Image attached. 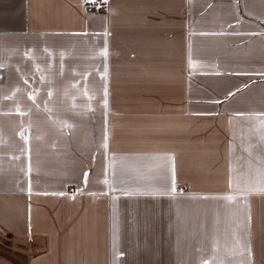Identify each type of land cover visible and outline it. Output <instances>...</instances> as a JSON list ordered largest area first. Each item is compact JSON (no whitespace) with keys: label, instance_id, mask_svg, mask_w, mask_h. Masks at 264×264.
I'll use <instances>...</instances> for the list:
<instances>
[{"label":"crops","instance_id":"1","mask_svg":"<svg viewBox=\"0 0 264 264\" xmlns=\"http://www.w3.org/2000/svg\"><path fill=\"white\" fill-rule=\"evenodd\" d=\"M84 2L0 0V264H264V0Z\"/></svg>","mask_w":264,"mask_h":264},{"label":"snow or ice","instance_id":"2","mask_svg":"<svg viewBox=\"0 0 264 264\" xmlns=\"http://www.w3.org/2000/svg\"><path fill=\"white\" fill-rule=\"evenodd\" d=\"M86 2H94V0H86ZM107 2V0H105V3ZM74 35H81V34H74ZM82 35H89V33H83ZM95 35H101L100 33H96ZM104 35L105 37H107L108 35H110V33L105 30V32L102 34ZM31 49L27 50L25 52V57L26 58H31L30 56V53H31ZM45 51H50L49 49H45ZM109 55V51H108V47H107V40L105 39L104 41V47H103V50H101L98 55H97V58L101 59L102 61H104V74L100 77V79L102 80H105V84H104V90H103V108L106 110L107 107H108V89H107V83H106V76H107V57ZM64 55L62 54L61 57H60V61H61V71H60V75L63 76L64 74V71H63V62H64ZM3 66L0 65V68H2ZM196 67V65L194 63L191 62L190 60V63H189V68L190 69H194ZM36 71L38 72L39 71V68L37 67L36 68ZM0 79H2V76H0ZM24 83L27 84L29 83V80L27 77H24ZM75 86V85H74ZM39 95V93L36 91V90H33V91H30L28 93V99L31 100L33 102V104L35 105V107L37 109H39L40 105L36 103V98L37 96ZM233 93H229V96H232ZM47 96L49 98V100H51V98L53 97V92L52 91H48L47 93ZM5 99H7V97H5ZM90 99H95V97H90ZM217 103H219V101H217ZM94 109L90 108L89 111H93ZM17 113L20 114V115H26L27 113H24V112H21L20 109H19V106H17V109H16ZM50 111V110H49ZM238 115H241V114H238ZM249 119H252V120H257L258 123H257V126H256V129L253 130V134L255 135L257 132L260 133V135L258 136V140L261 142V143H264V114H262L261 117H256V116H250ZM65 127H70V125H67L65 124L64 125ZM18 135L21 136V138L25 141L26 144L29 143L30 141V138L27 137V136H24L23 135V132L21 133H18ZM103 140H104V143L102 145L103 148L107 149L108 145H107V140H108V134H107V130L105 129V133H104V137H103ZM15 159H20V157H15ZM28 174H29V177L31 176V160H30V153H29V156H28ZM237 181H239L241 179V177L237 176L235 178ZM113 181H115V171H113ZM103 183L105 185H109V180L108 179H105L103 181ZM84 184H85V187H87V184H88V173L85 172L84 173ZM229 186L231 187L232 186V179H230L229 181ZM116 189L114 187H111L110 186V191H115ZM255 194H264V184H261L259 186H257L254 190ZM28 192L29 194H31L32 192V188H31V184L29 183V188H28ZM175 193H176V188H175V180L173 178V186H172V189H171V193H164V192H157V191H144L142 193H135V194H142V195H165V194H170L172 195L173 197L175 196ZM44 195H49V193H43ZM109 193L108 192H105L104 195H108ZM134 193L132 192H128V191H124L123 192V195L124 196H129V195H133ZM51 195H59V196H63L65 195L64 192H59V193H51ZM73 199L75 198L74 196L72 197ZM222 199L228 201V202H233L236 198L232 195H225L224 197H222ZM249 220H250V217H249ZM236 244L238 245L239 249H240V255H246L248 256L249 258H251V255H252V252H251V244H250V234L248 236L247 239H244V238H237L236 240ZM121 256L125 255L124 253H121L120 254ZM201 264H212L211 260H204L201 262Z\"/></svg>","mask_w":264,"mask_h":264},{"label":"built area","instance_id":"3","mask_svg":"<svg viewBox=\"0 0 264 264\" xmlns=\"http://www.w3.org/2000/svg\"><path fill=\"white\" fill-rule=\"evenodd\" d=\"M85 9H92L94 11H105L107 9V2L105 0H94V2H84Z\"/></svg>","mask_w":264,"mask_h":264}]
</instances>
